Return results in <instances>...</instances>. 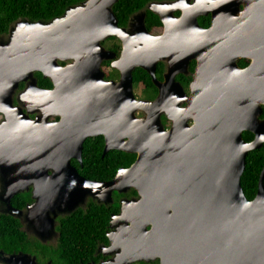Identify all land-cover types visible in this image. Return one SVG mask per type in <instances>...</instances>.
<instances>
[{"label":"water","instance_id":"obj_1","mask_svg":"<svg viewBox=\"0 0 264 264\" xmlns=\"http://www.w3.org/2000/svg\"><path fill=\"white\" fill-rule=\"evenodd\" d=\"M117 1L88 0L84 7L68 11L48 25L20 23L11 29L10 40L0 42V114L4 116L0 173H13L0 187L1 201L7 206L1 214L19 220L24 233L46 244L53 236V216L61 205L73 212L87 196L107 202L112 190L134 186L141 200L124 201L121 214L113 220L115 226L124 223L118 229L122 253L115 264L157 259L161 264H264V168L253 200L242 188L249 152L264 146V119H260L264 81H259L264 76V2H253L252 8L237 17L236 3L220 0L222 7L214 14L219 25L209 30H200L194 20L193 35L200 31L198 36L205 40L224 37L222 42L227 43L234 60L248 54L255 62L246 70L232 65L228 72H197L190 96L182 90L178 105L168 108L172 89L156 82L158 98L152 103L137 101L131 74L138 66L155 77L156 63L164 58L155 52L168 41L167 34L154 38L145 26L138 30V40H131L129 54L124 53L125 59L132 56L137 61L126 67L130 73L119 83L104 80L101 60L88 63L87 58L69 53L80 44L99 45L104 38L125 32L117 23L100 24L108 20L107 15L113 18L111 8ZM220 22L231 25L230 31L219 32ZM186 37L179 42L190 43ZM59 59H74L75 65L60 67ZM50 67L56 72L48 73ZM79 68H94L96 74H75ZM39 70L52 80L54 91L38 87L33 73ZM169 77L173 79V74ZM21 82L29 85L19 101L30 113L40 106L47 118L46 110L54 108L62 95L71 91L83 94L97 84V90L105 94L96 96L102 107L97 105L104 108L106 117L94 123L105 125V131L69 136L68 122L31 121L14 105L13 96ZM125 101L135 102L137 111L146 112L149 118L136 120L133 113L126 115L129 102ZM183 102L185 108L180 107ZM163 114L172 122L168 131L161 124ZM245 131L254 134L252 142L243 139ZM99 134L105 136L104 155L113 149L139 154L131 167L119 170L106 183L85 180L71 166L72 158L82 161L88 135ZM30 184H34V202L24 210L13 207L11 200L28 191ZM111 238L114 242L113 235ZM37 260L30 253L0 250V264H38Z\"/></svg>","mask_w":264,"mask_h":264},{"label":"flooded vegetation","instance_id":"obj_2","mask_svg":"<svg viewBox=\"0 0 264 264\" xmlns=\"http://www.w3.org/2000/svg\"><path fill=\"white\" fill-rule=\"evenodd\" d=\"M227 3L230 1H234L238 7L239 12L237 13V17L241 16L242 13L248 10V8L253 7V2L263 1L264 0H226ZM88 0H64L62 3L63 11L60 15H55L49 19H32L30 17H19L16 21L12 22L9 25V29L7 33L0 35V42L3 40H10V33L12 28H16V26L20 23L23 24H35V23H43L45 25L51 24L56 19L62 18L66 12L74 11L78 7H81L86 4ZM124 2V3H123ZM123 3V4H122ZM220 0H118L111 8L113 12V18H109L108 20H102L100 24L105 26H113L114 23H117V27L120 30H124L125 32H120V36H108L99 42V45H91L84 46L80 44L72 48L69 53L79 54L82 58H87L86 62H90L91 60H101L100 70L104 74V80L107 82L114 81L119 83L122 79L123 75H129L130 70L126 68L129 64L136 62L137 60H133L132 56H126L124 58V53L129 54L128 48H131V40L136 38L138 40L137 33L141 27L145 26L147 32L150 36L154 38H158L168 35L166 41L161 49H158L155 53L162 55L164 57L160 61L156 63L154 73L155 77L145 70L142 67H135L131 74L133 76V94L137 101L140 102H154L160 93V88L156 85V82L160 85L166 84L168 88L171 90V96L169 100L172 102L169 103V107L175 108L178 105V101L181 98V91L183 90L184 94L190 96L191 85L195 81V74L197 72H205L214 74L220 70L227 71L232 65H236L240 70L249 69L255 62L253 56H240L234 60L233 54L228 52L227 43H223V38L213 37L210 40L202 39L198 36L200 31H197L196 34L193 35L190 31L194 28V20L197 21V24L200 30H209L215 25H219L217 20H214L215 11H220L219 6ZM122 4V5H121ZM232 8H235L234 6ZM222 11V10H221ZM220 31L219 32H228L230 31L231 25L228 23L220 22ZM23 30L30 31L31 29L28 27H24ZM188 35L187 37L185 35ZM188 38L190 43H180L179 39ZM219 39V40H218ZM94 43V42H93ZM141 48V45H140ZM246 55V54H245ZM132 58V60H131ZM124 59V62L122 63ZM130 61V62H129ZM57 64L60 67L74 66L75 60L69 59L67 61L58 60ZM262 68L264 69V60L261 62ZM96 65V64H95ZM96 69L94 68H79L76 70V73H86V74H96ZM48 73L56 72L53 67H50ZM147 75L142 80H137V76ZM173 74V79L167 76H171ZM34 77L37 80L38 87L44 91H54L55 86L52 80L48 77L45 78L43 71H34ZM259 79L260 83L264 81V76ZM92 80L94 82H98L96 77H93ZM151 85H149V81ZM156 80V81H155ZM172 82V83H171ZM29 82H21L18 90L15 92L13 96L14 105L16 107H21L23 111L28 115L31 121L42 123L46 121L49 124H57L68 122V135L69 136H78L81 134H94L105 131V125L99 126V122L102 121V118L106 117L104 113V108L102 104L100 105V101L96 99V96L105 95L102 93L100 89L97 90V84H91V89H88L87 92L80 94L79 92L71 91L70 97L66 93V95H62V98L58 99L54 105V108H49L46 110L50 116L45 117V111L40 106L35 107V112L30 113L27 108L23 106V103L19 101V98L23 94V92L27 89ZM176 97V100H174ZM70 99V100H69ZM129 102V101H128ZM128 102L125 101L127 104ZM97 103L100 105H97ZM187 103L183 102L180 104L181 108H185ZM135 102H129L127 108H129L125 114L128 115L133 113V117L136 120H146L149 118L147 113L136 109ZM47 108V107H46ZM126 108V107H125ZM167 108V107H166ZM113 114L107 115V117H112ZM98 123H94L97 119H99ZM260 119H264V107L263 113L260 116ZM4 121V116L0 114V124ZM194 122L190 121L189 124L192 126ZM161 124L165 128V130H169L172 126V122L163 114L161 116ZM112 126L109 124L108 129ZM117 128V127H116ZM148 127H146L147 129ZM248 132V131H247ZM246 133V131L244 132ZM243 133V136H244ZM251 133V132H250ZM67 136V133H64ZM85 139L83 144V153H82V161L80 162L77 158L71 159V166L77 171L80 177L85 180L96 182V183H106L112 181L119 170L131 167L138 159V153H130L127 151L121 150H110L108 153L112 151L134 155V161L129 166L120 167L117 170L116 175L108 180H99L92 178V176L87 172L86 166L83 163V154L85 146L96 143L100 139L103 141V153L102 158L104 159L106 155H104V149L106 146L105 136L104 134H99L97 136L91 135ZM254 136V134H253ZM255 138V136H254ZM253 138V140H254ZM244 139V138H243ZM128 141V138L124 139ZM252 140V141H253ZM250 141V142H252ZM247 142V141H246ZM248 142V143H250ZM53 174V171L49 172ZM13 173L8 172L5 174L0 173V187L5 185L6 180ZM69 176L73 177V174L69 172ZM138 183V181H137ZM29 190L23 193L16 195L15 197L22 195L29 196L30 200L26 202L24 207H15L13 205V201L15 197L11 200V204L13 207L18 208L20 210H24L28 205L34 202L33 200V189L34 184L29 185ZM122 190L114 189L111 192V201L107 202H99L98 199L87 196L80 203L77 204V207L73 212H70L67 206L61 205L58 208L57 213L53 216V231L54 232L50 240L46 244H43L40 240L35 238L34 236H29V238L36 239L42 245H48L51 247H57L58 241L61 238L62 230H63V221L66 219H71V217L76 214L82 212L86 214L85 217H89V214L96 211L97 208L103 209L104 214H109L108 222L105 228L106 241L100 242L97 244L94 254V260L87 262L85 264H115L119 255L122 253V249L118 247L119 245V234L118 231L121 226H124V223L119 222L116 223V226L113 224V220L117 218L121 214L122 205L124 201H134L139 202L142 198L141 193L138 188L131 186L130 188H121ZM142 207L140 208V210ZM7 210V206H5L0 198V211L4 212ZM0 212V214H1ZM142 214V213H141ZM91 216V215H90ZM138 216H140L138 214ZM12 217V216H11ZM143 217V214H142ZM14 218V217H13ZM82 218V217H81ZM84 218V217H83ZM19 221V220H18ZM20 222V221H19ZM21 224V222H20ZM23 224H21V230ZM150 229V227H149ZM46 232V231H45ZM124 232V230L122 231ZM51 233V231H50ZM111 235H113L114 242H112ZM51 260H47L43 264H47ZM38 262V260H37ZM39 264V262H38ZM55 264V263H53ZM134 264H161L160 260L157 259L155 261H140Z\"/></svg>","mask_w":264,"mask_h":264},{"label":"trees","instance_id":"obj_3","mask_svg":"<svg viewBox=\"0 0 264 264\" xmlns=\"http://www.w3.org/2000/svg\"><path fill=\"white\" fill-rule=\"evenodd\" d=\"M64 0H0V35L7 33L9 25L19 17L32 19H49L60 15ZM124 3V2H123ZM122 3V4H123ZM121 4V5H122ZM147 75L137 76L142 80ZM149 85H151L150 80ZM244 140L250 142L254 136L244 133ZM103 141L86 145L83 163L88 166L87 172L92 178L108 180L113 178L120 167L131 165L134 155L112 151L102 158ZM264 168V146L251 151L247 156L246 170L242 176V188L249 200H253L258 190L261 172ZM29 196L15 197L13 205L24 207ZM82 212L74 214L71 219L63 221V230L57 247L42 245L36 239L29 238L21 230L20 222L8 215L0 214V250L7 254L25 252L36 255L39 264L51 260L55 264H85L94 260L98 243L106 241L105 228L109 214L97 208L85 217ZM91 215V216H90ZM82 217V218H81ZM84 217V218H83Z\"/></svg>","mask_w":264,"mask_h":264}]
</instances>
